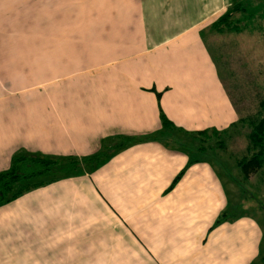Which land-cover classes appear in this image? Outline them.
<instances>
[{
  "label": "crops",
  "instance_id": "1",
  "mask_svg": "<svg viewBox=\"0 0 264 264\" xmlns=\"http://www.w3.org/2000/svg\"><path fill=\"white\" fill-rule=\"evenodd\" d=\"M230 2L0 0V170L17 149L85 156L138 138L92 173L0 203V264H252L261 225L209 224L225 206L221 182L145 137L159 109L188 132L237 120L203 39ZM33 73L52 94L41 92L36 118L14 108L31 104L15 92Z\"/></svg>",
  "mask_w": 264,
  "mask_h": 264
},
{
  "label": "rangeland",
  "instance_id": "2",
  "mask_svg": "<svg viewBox=\"0 0 264 264\" xmlns=\"http://www.w3.org/2000/svg\"><path fill=\"white\" fill-rule=\"evenodd\" d=\"M235 1L241 2L245 7L244 12L233 14L239 21V31L218 33L213 31L209 24L203 32V39L210 55L214 58L225 90L238 108L239 114L245 115L255 110L258 98L264 95V0H231L230 4ZM37 75L28 74L30 81H27V84L33 83L31 87L16 89L17 96L26 94L31 97L30 105L15 104L16 114L20 115L24 109L27 111L31 107L36 113L33 114L36 118L41 107V92L42 94L49 92V95H52L51 90L46 91L36 83ZM80 75L81 78L83 75L86 76L83 73ZM85 90L86 88L80 87L77 96L82 95ZM246 131L245 127H229L224 134L217 137L202 138L175 129H166L161 134L154 133L150 138L163 148L183 153L187 157L183 167L193 161L204 163L208 167L213 180L221 182L225 196L224 208L217 210L215 217L211 218L212 220L208 219V223L215 224L217 218L227 221L244 218L253 220L257 225L260 224L262 233L258 249L262 255L264 252V162L249 174L248 171L245 173L239 169L237 160L242 156L246 157ZM114 140L113 137V142ZM198 146H203V149H197ZM93 169L88 167L86 170L92 173ZM242 173L247 177L245 178ZM63 176L66 174L60 175L59 178ZM44 179L45 176H38L32 181ZM222 212L224 216L221 215ZM252 264H262L259 254Z\"/></svg>",
  "mask_w": 264,
  "mask_h": 264
},
{
  "label": "trees",
  "instance_id": "3",
  "mask_svg": "<svg viewBox=\"0 0 264 264\" xmlns=\"http://www.w3.org/2000/svg\"><path fill=\"white\" fill-rule=\"evenodd\" d=\"M244 10L245 7L241 2H232L222 14H220L214 21L210 23L209 27L218 33L225 31H239V21L236 19V17L234 18L233 14L244 12ZM210 56L215 64L213 56ZM215 67L217 69L216 64ZM217 74L221 80L218 69ZM226 93L231 105L237 113V120L229 124L227 128H247L245 134L246 157L242 156L239 160H237V165L239 166V169L245 171V173L248 171L247 174H249L264 162V95L258 98L256 102V108L252 113L240 115L239 110L231 99L230 95L227 91ZM155 96L158 99L159 92L155 91ZM158 118L159 128L155 130V132L147 134L145 137H152L154 133L161 134L166 129H175L177 131L187 134L189 133L194 136L197 135L202 138L207 136L217 137L220 134H224L227 129L224 128L217 130L211 127L188 132L183 130L181 127L175 126L160 109L158 110ZM114 138L115 140L113 143H102L95 152L85 156H75L71 154L51 155L38 151H27L23 148L15 150L10 155L8 166L5 169L0 170V203L12 200L18 195L32 188L54 181L59 178L60 175H69L80 172L82 167H92L106 159L112 153V151H115L138 139L132 135H116ZM197 149H203V146H198ZM183 171L184 168L178 170L175 176L171 179L166 190H169L173 187V185L182 175ZM242 175L244 176L245 174L242 173ZM38 176H45L46 179L32 181ZM244 177L246 178L247 176ZM221 220L222 218H217L214 222L216 224ZM259 259L260 262L264 264V252L262 255L259 253Z\"/></svg>",
  "mask_w": 264,
  "mask_h": 264
}]
</instances>
